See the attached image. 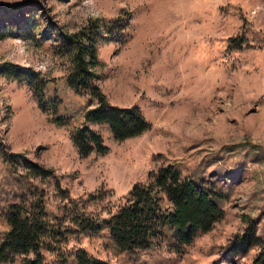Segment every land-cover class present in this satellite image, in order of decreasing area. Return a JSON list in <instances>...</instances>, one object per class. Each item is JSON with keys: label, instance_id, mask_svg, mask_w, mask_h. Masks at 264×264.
<instances>
[{"label": "rangeland", "instance_id": "1", "mask_svg": "<svg viewBox=\"0 0 264 264\" xmlns=\"http://www.w3.org/2000/svg\"><path fill=\"white\" fill-rule=\"evenodd\" d=\"M95 27V83L110 103L138 106L150 127L116 140L87 123L107 151L82 157L71 134L95 99L69 88L71 56L59 49L65 34ZM7 62L46 80L45 110L27 81L1 71ZM168 163L218 193L223 214L209 231L176 246L163 230L135 253L117 250L106 229L68 234L42 250L44 262L76 264L80 248L109 264H251L264 251V0H0V237L10 203L41 194L62 229L73 213L108 217ZM252 223L258 242L245 247L235 240Z\"/></svg>", "mask_w": 264, "mask_h": 264}, {"label": "trees", "instance_id": "2", "mask_svg": "<svg viewBox=\"0 0 264 264\" xmlns=\"http://www.w3.org/2000/svg\"><path fill=\"white\" fill-rule=\"evenodd\" d=\"M80 30L63 36L59 52L69 53L71 67L66 82L75 93H87L95 99V105L84 113V124L76 128L71 138L80 156L92 152L105 153L107 146L102 136L87 123L105 124L116 140H124L142 134L150 127L138 106H119L110 103L95 83L93 70L97 65L95 36L97 28ZM108 31L112 32L111 28ZM238 43V42H237ZM235 44V43H234ZM1 71L17 79L27 81L33 96L42 110L46 108V80L31 69H22L13 63H5ZM56 114L55 100L51 101ZM61 118L56 117V121ZM15 154L8 153L9 160ZM26 167L34 174L48 176L52 170L25 160ZM218 193L207 182L182 173L168 163L148 174L147 182L132 185L125 201L108 217L89 218L72 214L70 224L62 229L50 223L43 195L28 202L22 200L7 205L4 217L9 228L0 237V263L12 262L13 256L23 254L21 264H48L42 250H53V243L65 241L68 234H95L106 229L115 248L124 252H140L155 246L163 230L172 232L176 246L188 244L198 232L209 231L223 212L218 204ZM255 225L237 237L245 247L258 242ZM31 254V257L27 255ZM76 264H109L88 255L83 249L74 254ZM251 264H264V251Z\"/></svg>", "mask_w": 264, "mask_h": 264}]
</instances>
